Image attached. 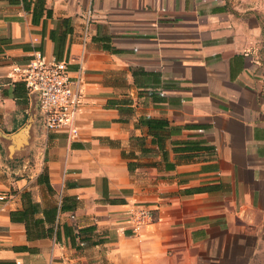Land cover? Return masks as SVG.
I'll list each match as a JSON object with an SVG mask.
<instances>
[{
  "label": "crops",
  "instance_id": "crops-1",
  "mask_svg": "<svg viewBox=\"0 0 264 264\" xmlns=\"http://www.w3.org/2000/svg\"><path fill=\"white\" fill-rule=\"evenodd\" d=\"M38 52L75 137L13 71ZM263 68L264 0H0V264H264Z\"/></svg>",
  "mask_w": 264,
  "mask_h": 264
},
{
  "label": "built area",
  "instance_id": "built-area-1",
  "mask_svg": "<svg viewBox=\"0 0 264 264\" xmlns=\"http://www.w3.org/2000/svg\"><path fill=\"white\" fill-rule=\"evenodd\" d=\"M88 37L84 34V42ZM13 71L25 82L29 92L37 96L41 119L47 131H64L69 137L78 133L77 121L82 104L80 80L73 79L67 63L56 58L48 60L38 52L26 64L14 65ZM262 97L264 109V68L261 74ZM0 196V199H3ZM153 221L152 209L138 206L131 210L130 222L134 232Z\"/></svg>",
  "mask_w": 264,
  "mask_h": 264
},
{
  "label": "trees",
  "instance_id": "trees-1",
  "mask_svg": "<svg viewBox=\"0 0 264 264\" xmlns=\"http://www.w3.org/2000/svg\"><path fill=\"white\" fill-rule=\"evenodd\" d=\"M141 122L146 124L152 132H163L169 128L168 121H165L162 119L145 118V119H142ZM162 142H163V137L161 136L159 138V143L161 144V147L163 146ZM188 145H189V143H188ZM193 146L195 149L193 148ZM193 146L189 150H191V149L196 150V149L201 148V146H199L198 144L197 145L193 144ZM129 166L132 167V163H129ZM31 207H34V206H31ZM62 209H64V206L62 207ZM30 210H31V212L36 211L35 208H31ZM56 213H57L56 207H51L49 210H47V218L51 221V226L48 229L50 233H52V231H53V222H54ZM152 213H153V220H155L156 217L154 216L155 215L154 210H152ZM27 215H28V211H27L26 216ZM13 218H14V214H13ZM26 224H27V231H29V233H30V229H28L29 228L28 223H26Z\"/></svg>",
  "mask_w": 264,
  "mask_h": 264
},
{
  "label": "water",
  "instance_id": "water-1",
  "mask_svg": "<svg viewBox=\"0 0 264 264\" xmlns=\"http://www.w3.org/2000/svg\"><path fill=\"white\" fill-rule=\"evenodd\" d=\"M32 124H33V120L29 121V123L20 132H18L15 135V137L16 138L20 137V136L26 137L28 135V133H29V130H30Z\"/></svg>",
  "mask_w": 264,
  "mask_h": 264
}]
</instances>
